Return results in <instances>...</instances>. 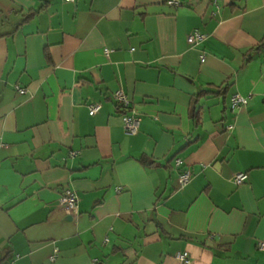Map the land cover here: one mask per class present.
Segmentation results:
<instances>
[{
    "label": "crops",
    "instance_id": "0c3cea01",
    "mask_svg": "<svg viewBox=\"0 0 264 264\" xmlns=\"http://www.w3.org/2000/svg\"><path fill=\"white\" fill-rule=\"evenodd\" d=\"M169 1L0 0V264H264V0Z\"/></svg>",
    "mask_w": 264,
    "mask_h": 264
},
{
    "label": "built area",
    "instance_id": "2783aa9c",
    "mask_svg": "<svg viewBox=\"0 0 264 264\" xmlns=\"http://www.w3.org/2000/svg\"><path fill=\"white\" fill-rule=\"evenodd\" d=\"M66 1L70 2L75 0H66ZM169 3L173 5H179V2H177L176 0H170ZM205 39H206V34L202 33L199 29H195L188 36V42L191 45H195ZM115 97L117 98L119 104H121V109H123V111H125V109L130 107L131 101L122 91L116 92ZM246 103H247V98L242 95H235L233 98L234 107H239L241 105H245ZM100 108H101L100 104L97 103L91 104L89 106V110L92 115L96 114L100 110ZM124 125H125L126 133L133 135L137 133L140 126V122L136 116L128 114V112H126V114L124 115ZM181 163L182 160L177 159V164L181 165ZM248 177L249 175L247 172H239L235 175L234 182L238 185L243 184L247 181ZM179 179L182 185H186L191 179V172L189 170L183 171L180 174ZM61 205L64 206L65 210L70 215L77 214L78 213L77 195L72 190H67L61 199ZM258 248L264 252V240L258 243ZM178 258L185 263H190V258L186 253H179Z\"/></svg>",
    "mask_w": 264,
    "mask_h": 264
},
{
    "label": "trees",
    "instance_id": "16d2710c",
    "mask_svg": "<svg viewBox=\"0 0 264 264\" xmlns=\"http://www.w3.org/2000/svg\"><path fill=\"white\" fill-rule=\"evenodd\" d=\"M116 100H117V98H116ZM117 102H118V100H117ZM118 105H119L120 108H121V104H119V102H118ZM131 109H132V106L130 105V107L127 108V109H125V111H126V112H129V111H131ZM151 163H152V162H151Z\"/></svg>",
    "mask_w": 264,
    "mask_h": 264
}]
</instances>
